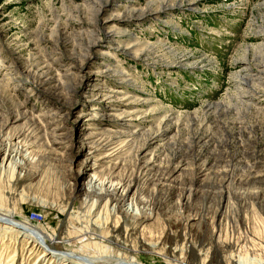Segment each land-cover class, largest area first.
<instances>
[{
  "label": "rangeland",
  "instance_id": "374dc122",
  "mask_svg": "<svg viewBox=\"0 0 264 264\" xmlns=\"http://www.w3.org/2000/svg\"><path fill=\"white\" fill-rule=\"evenodd\" d=\"M105 8L104 18L114 16L105 32L118 35L102 40L85 57L84 49L95 39L86 0H0V140L7 144L21 136L19 146L30 147L36 158L27 173L0 168V216L29 224L46 237L55 234L54 249L97 257V264H118L130 255L142 264H186L191 255L175 249L184 244V230L175 225L181 219L174 205L178 196L193 195L192 210L183 216L217 208L219 195L227 192L247 197L244 210L252 204L264 210V200L253 197L264 195V0H110ZM132 12L146 14L133 20ZM84 58L89 72L82 80ZM78 87L84 94L74 93ZM97 88L122 92L113 105H128L135 117L104 115L111 105L105 96L89 100ZM57 113L63 124L49 118ZM88 113L104 117L88 123ZM16 119L17 124H8ZM85 127L96 132V140L114 132L125 142L130 139L123 133H136L122 154L123 171L143 148L147 159L156 158L141 185L146 178L157 180L162 222L173 225L176 242L162 237L155 248L144 245L141 228L104 220L100 208L83 211L76 194L62 196L79 169L77 163L70 172L64 161L70 154L64 135ZM178 163L188 166L167 182L165 169ZM161 227L152 239L160 237ZM26 241L0 230V264L12 258L13 264H51ZM257 260L264 264V256Z\"/></svg>",
  "mask_w": 264,
  "mask_h": 264
},
{
  "label": "bare ground",
  "instance_id": "6f19581e",
  "mask_svg": "<svg viewBox=\"0 0 264 264\" xmlns=\"http://www.w3.org/2000/svg\"><path fill=\"white\" fill-rule=\"evenodd\" d=\"M109 1L110 0H86V5L90 7L91 12H92V15H91L92 21L90 22V24L94 28L95 39L91 43H89L88 46L84 49L83 52L85 53L84 55L85 57L91 56L95 50H98V48L100 47L99 43L102 40H106L109 37V39L113 41L115 35H118V34H115L111 36V34L108 33L107 30H106L107 32H105V28H104L105 24L109 22L108 20L114 17L109 14L108 16L106 15L107 16L106 18L103 17L105 15V9H106L105 6ZM167 7L172 8V9L174 8V6H167ZM132 13L129 16V18L133 20L144 17V15L146 14V13H140V14H137V16H135L134 13L133 14ZM123 15L124 14H119L117 17L123 19L125 17ZM134 16L135 18H133ZM125 50H129V49L126 48ZM88 60L84 58L83 62L79 66V71H80L82 80L86 77V75L89 72L87 69V65L89 63L87 62ZM118 76L120 78L124 75L118 74ZM74 93L84 94L83 91L80 92L79 87L78 89L74 90ZM120 93L118 92V90L117 91H102L100 88H97L96 91L93 93V95L89 97V100L92 103H94L93 101L97 99L94 97L96 96L101 97L102 95H104L105 96L104 99L107 100L109 103H111V105L108 107V110H106L104 115H107L108 118H117V117L122 118L124 117V115L130 118H134L135 112L133 113V111H130V107H128V105H125L127 107L122 106L120 108L113 105L112 103L113 101L120 102V98L122 97ZM69 115L70 114L67 113L65 119H67ZM86 115L88 116V120H87L88 123L92 121L94 122L95 119L101 120L104 117V116L99 115V113H88ZM19 116L23 117L22 114L20 115L17 114V117ZM49 118H51V121H53V119H55L56 121V118H57L63 124V119H62L63 117L60 116L58 113L56 115L54 114V116L49 117ZM139 119L136 118L134 120L138 122ZM88 123H85L84 125L88 126ZM8 124H17V119L13 121L9 120ZM8 124H7V127H8ZM52 125H54V123L50 122V123H47V125L45 126L50 128ZM58 130H59V127L56 128V130H52V133L54 132V134H56ZM83 130H84L83 132L78 131L77 134L75 133L73 135L71 134L64 135V138H66V140L69 141V145H68L69 148L67 150H70L69 157H67L66 160L64 161L65 163H67V167L70 172L72 171L73 165L77 163H79V169L77 170L75 174H73L72 184L67 185L68 188L64 187L63 190H66V191L63 192L62 196H65L64 193H67V196H68L67 199H69L70 197L76 194L81 199L80 205L83 211H86L89 213L93 209L99 210L100 208V210L103 212V214H100V216L101 215H102L101 217L104 216V220L108 219L107 221H109V218L111 219L113 218L112 220H114L113 222L116 225H119V223H121L126 228L127 227L141 228L140 230L142 233L141 235L142 236L145 235L146 237V240L143 239L142 242L143 244L146 241L148 242L144 245L148 244L150 247L155 248L156 245L161 241L162 237H165L164 238L165 241L170 240V241L176 242V239L179 237V235L178 233L177 234L172 233L171 228L173 225H170L168 222L167 223L162 222L163 219L161 218V215L163 213L161 214V207H163L162 206L163 199L159 198V195H158L160 193V190L157 189L158 188V184H156L157 180L146 178L144 184L141 185L142 177H145L146 174L150 171V167L155 163L156 158L152 160L153 156H151L149 159H147L148 154L145 150H143L144 149L143 148L142 150H140L139 152L135 154L134 156L135 162L134 164L131 165L132 169L129 168L130 167L129 166L127 169H124L123 171V165L126 163V160L124 161V159H122V154L129 147V144L131 143V140L133 139L136 133H130V134L123 133L124 135L123 138L130 139V140L128 141L125 140V142H122L120 141V138L122 136L121 133H114V132L111 133L110 132L106 140H96L95 136L93 135L96 133V132H93L94 130L93 131L88 130V127L87 128L85 127ZM44 132H47V129H45ZM112 135H115V136L118 135L120 137H114L113 138L114 142H113ZM58 136L61 137L62 135H58ZM20 138L21 136H18V137L15 136L14 139L11 141L13 143L11 142L7 144L4 143L5 145L3 144V141L0 140V168L1 169L13 168L14 170V168H18L20 171L19 174L23 172L27 173L29 172L28 171L29 167H32L36 163L34 152L32 153L31 151L29 152L28 150L30 147L19 146L20 144L22 145V143L18 141ZM16 140L18 142H16ZM101 151H103L104 153H102ZM187 166L188 164L178 163L174 168L167 167L165 169V171L167 172L166 181L167 182L172 181L171 179H173L175 176L180 175V173H182ZM202 168L203 166H201V169ZM32 174H35L37 176V173H32ZM200 174H201L200 177L206 176L205 168L201 170ZM30 176L31 175L29 174L28 177ZM34 178L35 176L32 177L31 179H34ZM234 194L231 195L229 192H227L225 196L222 194H221L222 196L219 195L220 198H218L219 201L217 204V208L211 211H209V208L202 209L201 211L197 213L195 212L196 214H192V212H190L192 215H186V216H183L184 211L185 212L186 210L189 211V209L192 210L190 206H191V200L193 199V195L190 192L188 195L182 194L178 196L177 202L173 204L178 207L176 209H178L177 211L180 213L178 215L181 219L175 221L177 222L175 223V225L176 227L182 226L184 230V234L182 233L181 235V237L182 236L184 237V241H183L184 244L181 247L175 248V249H178L177 252L179 251L188 252L191 255L190 256L191 260L189 259L190 262H193L195 264H210V263L260 264L261 260H257V259H259L260 256H264V210L260 208L255 209L254 207L257 205L252 204V200H251L252 205H250L249 207H247V209L244 210L243 206H245L246 202H248L247 197L242 196V195L238 196ZM170 195L171 194L168 195V198H170ZM253 197L255 200H261V199L262 201L264 200V195L256 194ZM92 198H95L93 202H91L93 200ZM174 198H177V197H174ZM233 200L234 202L239 203L241 205H239V207L238 206L235 207V204L232 203ZM51 205H53V203L50 204V206ZM173 213L175 214V212ZM71 214H72V211H71ZM74 217H76V215ZM94 217H97V216H94ZM165 219L167 220V218ZM96 222L98 223V220ZM163 223H165V225ZM156 224L158 225L160 224V226L157 229L155 227ZM112 225L114 226V224L111 222V226ZM116 225H115V228H116ZM160 227H161V231L159 232L160 237L156 239L155 238L152 239L153 234H156V231L158 232ZM0 230L4 232L6 235L9 234L16 238L20 237L21 239L22 238L26 239L27 244L30 243V244L36 245V248L38 247V250L40 249L42 252L41 259H44V261L48 259L51 264H97L98 262V259H96L97 257H88V256L80 255V254L75 253V251L73 252L57 251L56 249H54V246H53V242H55L57 239L55 234H53L51 237L49 236L46 237V235H44L41 231H37L36 229L31 228L29 224L25 225L23 223L13 220L11 217L0 216ZM104 231H107V230H104ZM123 232L125 233L124 228H123ZM96 235L99 237L98 234ZM89 244L91 246V243ZM196 244L199 246V248L201 247L200 249L201 251H203V253H201V251L197 249L198 247L196 246ZM93 245H95L96 247L99 246L96 243H93ZM104 251L106 250L104 249ZM226 251L232 252L233 254L225 255L228 253V252L226 253ZM3 252L4 251L0 253V262L3 261L2 259ZM181 254H184V253L182 252ZM12 260L13 258L4 264H13V263H10L12 262ZM198 260H200L199 263H198ZM188 261L186 264H189ZM117 263L118 264H142L140 262H137L136 258L131 255L130 257L129 256L123 257V259L118 260ZM33 264H36V263H33Z\"/></svg>",
  "mask_w": 264,
  "mask_h": 264
}]
</instances>
